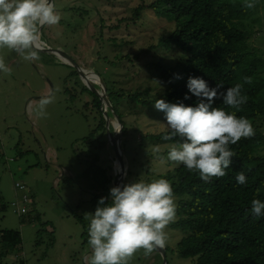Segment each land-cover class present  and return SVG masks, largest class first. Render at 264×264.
Wrapping results in <instances>:
<instances>
[{"label": "rangeland", "instance_id": "rangeland-1", "mask_svg": "<svg viewBox=\"0 0 264 264\" xmlns=\"http://www.w3.org/2000/svg\"><path fill=\"white\" fill-rule=\"evenodd\" d=\"M154 1L53 0L61 19L57 25L43 26L41 39L96 73L112 91L125 96L142 92L151 101L167 87L155 65L173 66L180 56L161 44L175 28L172 22L152 10L131 19L137 7ZM255 3L241 21L249 32L248 49L264 56V0ZM39 56L26 61L15 51L0 49L11 69V74L0 72V230L21 235V245L0 255V264H89L91 217L85 215L94 214L97 196L111 201L117 176L111 145L114 126L109 123L111 132L106 122V134L95 133L91 146L86 139L98 121L86 107L91 101L84 90L91 91L89 83L78 73L75 76L72 65L42 52ZM91 77L98 82L97 76ZM47 96L55 99L45 110L47 116L40 117L38 102ZM118 102L120 109L114 100L130 132V155L123 160L131 176L127 179L125 173L123 186L162 179L161 174L178 165L165 154L174 144L149 138L169 129L164 113L126 97ZM260 129L264 132L263 125ZM256 155L264 156V146ZM17 184L25 189L19 190ZM172 223L165 229L168 264H194L176 253L183 232L173 229ZM129 264L163 260L157 250L145 255L141 249Z\"/></svg>", "mask_w": 264, "mask_h": 264}, {"label": "trees", "instance_id": "trees-1", "mask_svg": "<svg viewBox=\"0 0 264 264\" xmlns=\"http://www.w3.org/2000/svg\"><path fill=\"white\" fill-rule=\"evenodd\" d=\"M242 2L156 0L149 5H140L131 19H138L144 11L152 10L157 17L166 18L175 26L166 38L161 39V44L175 50L179 58L173 66L155 65L167 87L159 97L150 101L144 98L142 92L125 96L105 84L113 112L122 125L123 159L126 154L130 155L127 147L130 132L123 120L124 115L117 108L118 105L120 109V98L126 97L143 107L154 105L158 99L196 107L200 98L188 91L189 77L202 78L209 87L223 83L222 90L241 84L242 95L248 97L239 109L223 104L222 99L215 100L213 104V107L223 108L229 114L234 113L237 118H247L255 130L253 137L242 138L237 144L229 146L236 156L226 169L225 177L205 182L198 171H189L180 163L160 175L169 181L176 197V217L172 228L183 232L176 253L193 259L194 264H264V216L257 217L251 212L253 199L264 202V156L256 155L257 148L264 146V132L260 129L264 126V56L248 49L249 32L241 20L251 14V9L245 8ZM177 76L180 78L177 79ZM246 77L251 78V83L245 82ZM84 90L91 95L86 107L92 108L98 121L97 128L86 139L92 146L95 133L106 134V119L102 100L87 88ZM186 95L190 98L184 99ZM113 112L108 110V116H113ZM109 128L112 132L110 125ZM169 134L170 129L149 138L160 142L164 140L163 136ZM165 141L174 145L181 142L179 138ZM168 152L165 151V154L168 155ZM239 172L246 176L244 185L236 181ZM129 174L130 170L126 172L127 179L131 176ZM148 174H151L149 169ZM103 190L108 191L107 183H104ZM99 200L98 196L94 199L95 206ZM110 203L106 201L105 205ZM20 245L18 231L0 230V255L8 254Z\"/></svg>", "mask_w": 264, "mask_h": 264}, {"label": "clouds", "instance_id": "clouds-1", "mask_svg": "<svg viewBox=\"0 0 264 264\" xmlns=\"http://www.w3.org/2000/svg\"><path fill=\"white\" fill-rule=\"evenodd\" d=\"M247 9L256 6L255 0H245ZM61 19L49 0H0V49L15 51L26 61L40 59L39 50L45 47L40 29L57 25ZM0 72L11 74V69L0 57ZM177 79L180 77L177 76ZM251 83V78H245ZM188 91L200 98L196 107L183 103L155 101L156 110L165 113L170 134L164 140L179 138L180 143L168 152V159L183 164L189 171H198L200 178L209 182L212 178L227 175L235 151L230 145L242 138L255 135L252 123L245 117L237 118L223 108L213 107L215 100L239 109L248 100L242 95V85L224 89L223 83L209 87L202 78L189 77ZM185 96L184 99H189ZM54 96L42 97L38 102L37 115L46 117V108L54 102ZM159 151V149H157ZM240 185L246 183L243 172L236 175ZM111 203L105 205L101 198L91 217L88 229L92 249L89 264H129L141 249L145 255L166 246V227L174 222L176 204L173 189L166 179L151 183L142 181L110 189ZM251 212L264 216V202L253 199ZM166 253V252H165Z\"/></svg>", "mask_w": 264, "mask_h": 264}, {"label": "water", "instance_id": "water-1", "mask_svg": "<svg viewBox=\"0 0 264 264\" xmlns=\"http://www.w3.org/2000/svg\"><path fill=\"white\" fill-rule=\"evenodd\" d=\"M49 2L53 3V0H49ZM41 29H40V32H41ZM39 52L52 55L55 58H58V60L62 61L63 63L72 65L76 69L80 78L86 83H89L87 86L91 89V91H93V93L102 100L103 114L106 119V122L108 123L107 128H109V123L114 126V134L111 136V145L114 149V154H115L114 157H115V165H116L115 170L117 171L115 187L119 186L122 189L124 175L126 173L124 161L122 157V150H121L122 125L120 123L118 115L113 112V108L109 101V97L107 95L104 82L96 73L92 71L90 72L86 71L85 69H83V67L80 64H78L76 61H74L69 55L65 54L64 52H61L47 45L43 47L42 49H40ZM92 75L97 76L98 82L92 81L91 79ZM90 82L92 83L90 84ZM108 110H111L113 112V116H114L113 118L108 117V114H107ZM157 252L161 255L163 264H168L166 260L165 250L157 249Z\"/></svg>", "mask_w": 264, "mask_h": 264}, {"label": "built area", "instance_id": "built-area-1", "mask_svg": "<svg viewBox=\"0 0 264 264\" xmlns=\"http://www.w3.org/2000/svg\"><path fill=\"white\" fill-rule=\"evenodd\" d=\"M16 187H18L20 190H24V189H25V187H24L23 185H19V184H17ZM27 199H28V198H27V196L25 195V196L23 197V200H24V201H27Z\"/></svg>", "mask_w": 264, "mask_h": 264}, {"label": "crops", "instance_id": "crops-1", "mask_svg": "<svg viewBox=\"0 0 264 264\" xmlns=\"http://www.w3.org/2000/svg\"><path fill=\"white\" fill-rule=\"evenodd\" d=\"M32 106L34 105V102H32V104H31Z\"/></svg>", "mask_w": 264, "mask_h": 264}, {"label": "bare ground", "instance_id": "bare-ground-1", "mask_svg": "<svg viewBox=\"0 0 264 264\" xmlns=\"http://www.w3.org/2000/svg\"><path fill=\"white\" fill-rule=\"evenodd\" d=\"M87 71V70H86ZM90 72V71H89Z\"/></svg>", "mask_w": 264, "mask_h": 264}]
</instances>
